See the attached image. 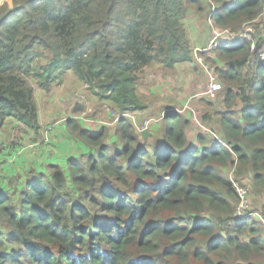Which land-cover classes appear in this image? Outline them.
<instances>
[{"label": "trees", "instance_id": "1", "mask_svg": "<svg viewBox=\"0 0 264 264\" xmlns=\"http://www.w3.org/2000/svg\"><path fill=\"white\" fill-rule=\"evenodd\" d=\"M262 4L3 2L0 132L14 121L39 136L33 85L50 92L68 74L121 117L113 130L68 118L85 153L0 180V264H264V224L234 216L240 199L233 188H245L247 198L252 190L264 220V61L255 59L264 22L261 29L253 24ZM190 13L234 37L216 38L211 54L198 52L215 67L222 90L214 101L205 98L199 121L206 130L194 143L187 138L191 119L177 110L143 138L126 116L147 108L138 98L139 75L154 65L173 71L195 63ZM248 24L259 29L257 44L235 39Z\"/></svg>", "mask_w": 264, "mask_h": 264}, {"label": "rangeland", "instance_id": "2", "mask_svg": "<svg viewBox=\"0 0 264 264\" xmlns=\"http://www.w3.org/2000/svg\"><path fill=\"white\" fill-rule=\"evenodd\" d=\"M3 2L9 3L10 0H1L0 4H3ZM195 17L193 13H190L186 22V31L191 40L190 46L193 51L194 60L198 57L197 52L199 50L201 52L205 50L206 53H210L209 50L213 49V43H210L214 39L217 43V39L220 37L229 39L234 38L227 31L223 30L215 29L214 33L210 34V31L213 29L209 18L205 16L200 17L198 15ZM203 17L204 19H202ZM194 19L197 20L198 28L202 26V28H206V31L208 30V33L205 32L204 34L208 36L207 41H209L208 44L205 45L206 47L203 46L196 51L193 48L197 41V32L195 28L193 29ZM263 22L264 4H262L260 13L253 20V24H258L260 26L259 29H261ZM246 26L252 27L253 33L251 38L257 44L259 29L257 30L252 24ZM219 33L222 34L217 37ZM195 65L197 71H192L187 65L181 64L178 69H176V67L173 71H165L158 65H154L141 72L137 87L138 98L147 108L143 112L130 114L134 126L137 130H140V133L141 128L144 127V122L148 121L147 119L156 118L162 109L168 106H173L171 109L175 108V110L172 111H182L185 117L191 119L188 128L189 138H194L195 135L206 130L204 124L199 121L200 115L207 108L203 104V102H207L203 95L206 89V78L196 60ZM33 86L42 129L52 125L57 128V126H60L58 124L65 122L68 118H81L86 126L92 129L94 128L95 130L101 125L106 126L109 130L114 129L117 121L116 116L118 114L112 111V106L105 102H99L97 98L91 94L87 85L78 82L72 74H68L65 82L61 86L53 87L50 92H44L36 85ZM218 108L221 109L222 107L219 105ZM49 132L42 130L43 138L38 146L50 141L51 134H49ZM12 139H16V133L12 134ZM26 146L28 145H24V147ZM227 174L231 180H234V168L228 169ZM242 181L247 184V181ZM248 194H250L249 198L246 204H244L245 217L249 216V213H259V206L256 205L257 198L253 196L252 190L249 189V187ZM249 218L255 219L251 216H249Z\"/></svg>", "mask_w": 264, "mask_h": 264}, {"label": "crops", "instance_id": "3", "mask_svg": "<svg viewBox=\"0 0 264 264\" xmlns=\"http://www.w3.org/2000/svg\"><path fill=\"white\" fill-rule=\"evenodd\" d=\"M233 1V0H232ZM1 5V4H0ZM193 16L196 15L193 13ZM196 18V17H195ZM204 19V17L202 18ZM195 31L197 32L196 43L194 45V50H199V48L208 44V36L204 33L207 32L206 28H198L197 20L193 21ZM210 34L214 33L215 28L212 27ZM222 33L217 34L220 36ZM217 36V37H218ZM191 41V40H190ZM206 47V46H205ZM204 47V49H205ZM198 52H201L200 50ZM197 52V53H198ZM202 52H205L203 50ZM186 65V64H185ZM180 65L176 66L178 69ZM192 71L196 70V65H187ZM173 107V106H172ZM172 107H164L156 118H149L148 125L146 128H141V131H147V137L154 133L156 130L157 123L160 122L161 117L168 111L175 110ZM189 108V106H188ZM190 109V108H189ZM39 113V112H38ZM83 126L90 130H95L84 124L81 118H77ZM40 122V117H39ZM41 125V122H40ZM43 128L41 126V131L39 136L36 138L31 132H26L22 130L19 124L14 121H7L0 132V180L1 183H6L10 177H16L17 175L22 176L25 171L29 169L44 170L48 164H62L66 159L71 157H77L82 153L87 151V148L68 132L65 122ZM42 130L50 131L51 139L47 143H42L38 146L43 138ZM140 132V130H138ZM16 133V139H12V134ZM146 137V138H147ZM187 138L191 143H194V138H189V131H187ZM28 145L24 147V145ZM36 145V146H34ZM0 187H3L0 185Z\"/></svg>", "mask_w": 264, "mask_h": 264}, {"label": "built area", "instance_id": "4", "mask_svg": "<svg viewBox=\"0 0 264 264\" xmlns=\"http://www.w3.org/2000/svg\"><path fill=\"white\" fill-rule=\"evenodd\" d=\"M263 4H264V0H263ZM252 33H253V29L251 26H246L242 33H240L239 35L235 36V39L237 38H242L245 40L250 41L252 38ZM213 43V47H215V39L210 43ZM254 50V43L251 44V51ZM255 59L257 60H261L264 61V46H262L256 53L255 55ZM195 60L197 61V64L200 66L201 71L204 73L205 78H206V89L203 93L204 97L210 101H214L216 100L218 94L221 92L222 90V85L218 80V75L214 69L213 66H211L209 63L205 62L201 57H197L195 58ZM126 116H130V114H126ZM121 117V115H117L116 116V120H118ZM144 127L146 128V126L148 125V121L144 122ZM233 188L235 189V191L237 192L240 202L238 204V207L236 209V213H235V217L237 219L240 220H245L248 219L249 216L254 217L257 221L261 222L262 224H264V220L262 219L261 215L259 213H249V216L245 217V209H244V204H246L247 202V190L245 188L239 187L237 184L234 183Z\"/></svg>", "mask_w": 264, "mask_h": 264}, {"label": "water", "instance_id": "5", "mask_svg": "<svg viewBox=\"0 0 264 264\" xmlns=\"http://www.w3.org/2000/svg\"><path fill=\"white\" fill-rule=\"evenodd\" d=\"M191 65H193V63H191ZM141 136L143 138H146L147 137V131L146 130L141 131Z\"/></svg>", "mask_w": 264, "mask_h": 264}]
</instances>
